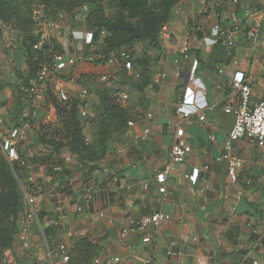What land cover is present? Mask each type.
<instances>
[{
  "label": "crops",
  "instance_id": "obj_1",
  "mask_svg": "<svg viewBox=\"0 0 264 264\" xmlns=\"http://www.w3.org/2000/svg\"><path fill=\"white\" fill-rule=\"evenodd\" d=\"M263 2L251 0L259 7ZM202 7L201 0H197L195 6L189 2L185 7L175 6L169 22L177 35L169 48L164 50L158 44L149 42L137 45L143 48L138 55H145L148 61L142 79L126 71L122 63L109 65L80 61L75 67L62 72L63 84L57 85L72 96L84 87V82L97 87L95 79L99 82L101 74H108L112 84L100 86L128 91V113H133L141 105H150L155 116L147 120L137 115L142 126H151V135L146 141L139 140L140 128L123 125L120 130L113 131L108 144L115 149H107V153L93 163L96 169L91 168V172L86 169L84 175L79 174L78 166H70L65 176L73 179L74 184L53 190V197L50 191L54 185L50 174L47 176L41 195L43 222L53 214L54 204L65 194L81 199L85 209L77 213L65 203L67 215L63 223L57 228H46L49 246L53 250L52 258L48 256L39 225L34 224L32 239L36 243L32 249L36 256L30 260L26 258L25 264H75L65 262L57 252L56 247L61 242L68 244L73 258L78 255L81 261L88 259L91 264H104L110 256H115L119 264H253L254 260L264 264V248L257 249L258 245L245 225L248 218L262 220L264 178L260 175L264 174V151L246 139L228 144L234 116L224 110L226 105L237 101L230 87L233 72L237 70L247 72L252 80V101L256 103L264 99V44L256 50L254 57L243 47L227 48L213 44L210 28L216 19L209 12H202ZM216 7L221 14L242 18L230 0H216ZM198 25L202 26V30L195 29ZM41 34L48 35L45 42L53 40L58 47L64 44L62 27L53 22L50 25L40 23L30 31L10 32L0 21V123L8 122L10 129L23 122L22 113L29 108L30 103L24 97V109L19 116L16 114L21 105V102L18 104L23 87L21 73L28 67L27 47L34 37ZM184 41L191 46L190 58L181 59L176 64L174 59L179 57V46ZM136 69L142 72V68ZM221 69L224 71L220 72ZM160 71L166 74L163 84L151 89L152 77ZM55 82L54 79L50 85ZM95 92L88 98L93 106L100 102V95ZM179 99L185 101L188 110L205 113L207 119L198 121L193 118L185 123L186 138L193 152L171 174L169 194L164 197L158 192L154 178L170 158L174 141L172 125L180 120L174 111L175 102ZM208 106H213V109L207 110ZM45 108L49 109L46 123H59L55 105L46 101L29 133L27 143L34 145L29 146L27 155L37 154L49 145L38 142L35 134L41 127V115ZM107 123V128L114 125ZM100 125L99 119L96 120L95 131H99ZM89 137L93 141L99 138V134ZM123 148L128 151L118 159V152ZM227 151L244 160L236 183H232L227 175V161L223 158ZM57 154L52 164L62 161ZM105 169L106 172L103 171ZM188 172L191 179L184 177ZM147 180L151 186L143 189ZM202 188H206L205 193L201 192ZM85 189L92 191L91 201L82 199ZM238 191L243 192L242 199L237 198ZM160 209L170 212L173 219L163 223L157 231H148L153 236L151 243L144 244L143 235L137 234L131 236L125 245L119 244L122 227ZM90 235L91 239L83 240ZM173 240H178L177 251L180 253L168 256ZM243 248L248 249L244 254L241 253ZM97 259L103 260L96 263ZM149 259L151 261L147 262Z\"/></svg>",
  "mask_w": 264,
  "mask_h": 264
},
{
  "label": "built area",
  "instance_id": "obj_2",
  "mask_svg": "<svg viewBox=\"0 0 264 264\" xmlns=\"http://www.w3.org/2000/svg\"><path fill=\"white\" fill-rule=\"evenodd\" d=\"M203 5L202 12H209L216 19L215 24L210 28V38L215 45H223L227 48H246L251 57L255 56L256 50L264 44V2L262 6H256L251 3V0H230V3L236 7L240 12V19L237 15H227L217 10L216 0H201ZM88 6L83 5L76 14L80 11L87 12ZM43 12V13H42ZM75 14V15H76ZM60 17L63 18L64 14L60 13ZM43 18L44 20L42 21ZM35 27L40 23L50 25L51 20L45 18L43 9L36 12L34 15ZM226 22V23H225ZM197 31L202 30V26H196ZM8 31H15L7 29ZM80 33V34H79ZM74 40H83L85 44H92L93 33L91 31L79 32L74 31ZM177 33L175 28L169 21L163 23L158 33V45L165 50L169 48L176 37ZM48 36V35H47ZM46 34L37 35V40L32 43V50L39 52L43 49L45 44ZM138 45V44H137ZM131 47L129 49H123L119 51L115 56H112L104 64L122 63L123 68L131 73H134L136 78L142 79L141 71L136 69L135 58L139 53L143 51L142 46ZM179 57L174 59L176 64L180 63L181 59H189L191 54V46L188 41H184L179 46ZM37 68L34 74H32L27 84L23 86L24 96L29 101V108L26 109L22 116L23 122L20 125L11 129L10 133L6 136L3 142V148L7 153V156L11 163L17 161V165L22 173L16 175L23 193L24 209L20 218V230L17 234V239L26 247L31 246L32 236L34 234V224L39 225L40 232L43 235L45 244L48 249V256L52 258L53 250L50 249L49 239L46 235V228L59 227L66 215V205L71 206L77 213L84 211V206L81 203V199H73L71 196L65 194L56 201L54 204L53 214L45 218V221L41 219L42 206V188L46 185V178L50 174V181L54 188L51 189V196L55 195L57 188L65 189L66 186H72L74 180L67 178L66 170L74 165L80 167L82 163L77 159L68 146L62 147L58 154L62 161L59 164H52L53 158L56 154L53 153V146L48 145L43 147L39 153L33 155H27L24 158L20 155V145L29 139V133L33 127L34 120L38 117L41 108L46 103L50 93H52L61 103L69 104L72 100L79 101V114L84 122L85 126L89 124L96 117V111L93 109V105L89 104L90 91L88 87H81L76 95L72 96L62 86L57 84H63L61 80L62 72L70 70L77 65L80 61L93 62V58L84 53H76L70 51H55L46 56L40 57L37 55ZM224 70L221 69L220 72ZM230 87L237 101L235 104H229L224 107L225 112L234 116V124L229 133V141L236 142L240 140H248L251 144L258 146L264 151V99L254 103L252 101V87L251 78L249 74L242 70L233 72ZM166 77L165 72H157L151 80L150 87L154 89L157 86H161ZM55 83L50 85V82ZM60 79V80H59ZM72 79H74L72 77ZM98 81L100 83L112 84V79L108 74H101ZM115 104L128 111V104L130 101V93L124 89L112 87L109 89ZM213 109V106H208L207 110ZM174 111L180 116V120L176 121L172 127L174 132V141L170 150V158L165 164L164 168L158 171L154 178V183L159 193L164 197L169 194L168 180L176 169V167L184 164L193 152L192 145L186 138L185 123L189 120L196 118L198 121H205L207 116L205 113L197 114L188 110L186 103L183 99H179L175 102ZM127 126L130 128L139 129V140L146 141L151 135V126H142L138 120L139 117H143L147 120H152L155 116L153 108L149 105L139 106L133 113H128ZM139 115V117H137ZM86 142H92V139L86 134ZM127 148H123L118 152V159L121 158L122 153H127ZM229 149V148H228ZM57 154V155H58ZM35 157V160L30 159ZM43 157L47 159L42 162ZM52 159V161L49 160ZM223 158L227 161V175L232 183H236L239 178V171L244 166V160L240 157L232 154L230 151L224 154ZM13 165V164H12ZM14 166V165H13ZM99 169V168H98ZM103 171H107L106 169ZM111 173V172H109ZM66 177V178H65ZM184 177L191 179V174L185 173ZM151 186L149 180L143 184V189H148ZM206 188H202L201 192L205 193ZM243 192L238 191L237 198L242 199ZM84 197V198H83ZM82 199L91 201L93 199V193L90 189H85ZM173 219L172 214L165 210H156L149 214L140 217L139 220L132 221L128 226L122 227L119 233L118 242L120 245H125L126 241L134 235H143L142 241L144 244L152 242V233L148 232L150 229L157 231L161 225L165 222ZM258 232V230H254ZM264 240V231L260 234L256 240L257 244L262 243ZM256 244V245H257ZM178 240H173L169 245L167 251L168 256L178 255L177 251ZM57 252L62 256L65 262H69L70 254L68 244L61 242L57 245ZM149 259L147 262H150ZM100 260L97 259L96 263ZM104 264H119L118 259L115 256H110L104 260ZM163 264V263H161ZM253 264H259L258 260H254Z\"/></svg>",
  "mask_w": 264,
  "mask_h": 264
},
{
  "label": "trees",
  "instance_id": "obj_3",
  "mask_svg": "<svg viewBox=\"0 0 264 264\" xmlns=\"http://www.w3.org/2000/svg\"><path fill=\"white\" fill-rule=\"evenodd\" d=\"M176 0H163L162 6L165 11L164 21L165 23L171 18L174 4ZM148 0H58L60 4L59 9H52L50 6H43L45 18L53 21V19L63 20L65 18L73 19L76 12L83 5L88 6L86 14V27L93 33L92 44H86V47H94L92 52H84V55L93 58V62L96 64H104L112 56H115L119 51L123 49H129L139 43H144L149 40L158 44V31L151 34L146 32L144 28L135 25L131 20L142 16ZM5 4L3 0H0V17H3L2 6ZM90 5V6H89ZM110 11L112 14H107ZM60 13L64 14V17H60ZM35 21L31 22L29 28L20 27L19 31L33 30ZM37 40L34 37L30 46L27 47V64L31 69L36 71L37 68V55L40 57L46 56L55 51H62V48L55 45L52 41L45 42L43 49L39 52L32 50V43ZM135 66L142 68L141 74L144 77V70L146 69V63L148 62L145 55H138L135 60ZM34 74V73H33ZM29 79V78H28ZM28 80L25 84H27ZM103 92L100 94V102L97 106H93L96 111V117L93 120H98L100 116L105 114L106 109L98 107L104 105L103 97L108 98V103L117 108V117L121 121L120 126L127 125L129 114L119 105L115 104L110 90L103 87ZM100 91V89H98ZM20 96L25 97L23 93V87L20 91ZM53 100H52V99ZM57 101L55 107L57 109V115L59 123L63 124L62 134H52L49 136H39L38 142L44 144H50L53 148V153L56 154L59 150L68 146L77 159L82 163V166H88L92 169L96 167L93 163L100 157L99 145L106 147L103 151L106 153L107 145L109 141V135H100L98 139H94L92 142H86V134H84L85 124L79 114V101L72 100L69 104L61 103L52 93H50L47 101ZM107 124H111V121L107 120ZM102 128V127H101ZM99 129V131L101 130ZM106 128V126H105ZM46 137V138H45ZM104 156V155H103ZM46 159V157H44ZM34 159L35 157H31ZM17 167L9 163L5 158L0 159V244L3 247H10L15 240L14 230L17 231L18 226L20 230V218L24 209L23 193L16 175ZM12 218V230L7 228L6 220ZM19 223V224H18ZM18 230V231H19ZM85 240V239H83ZM86 241V240H85ZM81 261V264H91L88 259ZM103 259L100 260V262ZM99 262V263H100Z\"/></svg>",
  "mask_w": 264,
  "mask_h": 264
},
{
  "label": "rangeland",
  "instance_id": "obj_4",
  "mask_svg": "<svg viewBox=\"0 0 264 264\" xmlns=\"http://www.w3.org/2000/svg\"><path fill=\"white\" fill-rule=\"evenodd\" d=\"M5 2V4H3L2 6V10L3 12V17H0V21L2 22L3 27L7 30V29H11V30H18L17 28L20 27H24V28H29L31 22L33 21L34 15L36 12H39L40 9L43 8V6H50V8L56 10L60 8V4H58V0H3ZM187 2L193 4L194 6L196 5L197 0H176L175 4H174V8L179 7L181 5H183V7H185L187 5ZM163 0H148L147 6L144 9V12L142 14V16H139V18L136 19H132L131 21L141 27L144 28L146 30V32L148 33H155L158 31L159 26L162 24V22L164 21V16H165V11L163 10V6H162ZM90 6V5H89ZM173 8V9H174ZM43 13V12H42ZM107 14H112L110 11H107ZM86 14L84 13V11H80L78 12L73 19L70 18H65L63 20L60 19H53V23L54 24H58V26L62 27V32H63V36H64V44L62 42V50L67 52H76V53H84V52H92L93 50H95L94 47H86V44L84 43L83 40H74V35L73 32L74 31H79L82 30L83 32L89 31V29H87L86 27ZM42 21L44 20L43 18H41ZM145 42H149L151 44H154L152 41L147 40ZM33 67V66H32ZM32 67H27V69H25V71H23L21 73L22 79H23V83L22 86L25 85L26 81L28 80V78L35 72L34 68L33 70L31 69ZM96 80V84L95 86L97 87H91L90 85L87 84V82L82 85H84V87H88L90 93L96 91L95 93H99V95H101L100 93L103 92L101 90V86L100 85H105L104 83H100L97 82ZM125 80L122 81V83L125 84ZM80 83V82H79ZM95 83V82H93ZM86 85V86H85ZM97 89H100V91H98ZM23 98L22 96L19 97V102L18 104L21 105L19 108H17V113L18 116L20 113H22V110L24 109V105L23 104ZM52 99V98H51ZM101 99V98H100ZM99 99V100H100ZM53 100V99H52ZM110 101V100H109ZM108 98L106 96L103 97V102L104 105H100L98 104V107H103L104 109H106L105 114L101 115L99 118V123H101L100 131H95V125H96V120H92L89 122V124H87L84 128V134H87V136H92V134H100V135H109L112 136L113 131H117L121 129V121H119L118 117H117V108L115 106H113L112 104L108 103ZM56 100L54 101V105L56 104ZM95 106H97V104H95ZM44 108V105L43 107ZM41 108V110H42ZM57 110V109H56ZM49 111V109L47 110L45 108L44 112H42L41 115V127L39 129H37L36 133V137L38 138L39 136H49L52 134H62L63 133V124L61 123H56L55 125L51 124L49 125L48 122L46 123L45 118L48 115L47 112ZM23 114V113H22ZM107 120L111 121L112 127H106L105 128V124L107 123ZM20 125V124H18ZM2 126V127H1ZM17 126V125H16ZM11 125L6 122L3 121L2 123H0V159L5 158L9 163H11V161L9 160L6 151L3 148V142L6 138V136L10 133L11 131ZM30 133V132H29ZM27 133V134H29ZM34 134V133H33ZM45 137V138H46ZM98 139V138H97ZM38 140V139H37ZM33 144H30L23 141V143L20 145V155L24 158L25 156H27L26 151L29 148V146H32ZM100 148V156L103 157V155H105L107 153H104L103 149L106 147L103 145H99ZM115 149L114 146H112L111 144L107 145V149L111 150V149ZM47 159V158H46ZM44 157L39 160L40 162L46 160ZM54 159V158H53ZM50 161H52L51 158H49ZM11 164H13L14 166L17 167V171L18 173H22V171L19 169V166L17 165V161H13ZM97 167V166H96ZM96 167H94L93 169H96ZM262 168V167H261ZM79 174L84 175L85 170L87 169L89 172H91V167L85 166L83 167L82 165L80 167H77ZM83 172V173H81ZM262 173V171H261ZM260 178H264V174L262 173L260 175ZM262 190L264 191V186L262 188ZM263 215H262V220L261 221H254V219H245V225L246 228L249 231V234L251 236V238L254 239L255 243L257 244L256 240L259 238L260 234L263 233L264 231V211ZM12 218H9L8 220H6V225L7 228L9 230H12ZM19 224V223H18ZM19 226L17 231L14 230V234H15V240L12 243V245L10 247H3L0 244V264H25V261H27L28 259L30 260L32 257H35L36 254L34 252V250L32 249L34 244L36 243L34 241V238L32 239V245L31 246H24L18 239H17V234L19 233ZM254 230H258V232H255ZM92 236L90 235L89 237L85 236V240H89L91 239ZM258 247L257 249H259L260 247L264 248V240L262 243L257 244ZM248 251L247 248H243L241 250V253L244 254ZM226 253H224L225 255ZM70 260L69 263H75V264H81V260L78 257V255H75L74 258L72 257V254H70ZM28 258V259H26ZM83 262V261H82ZM235 264H238L237 262Z\"/></svg>",
  "mask_w": 264,
  "mask_h": 264
}]
</instances>
